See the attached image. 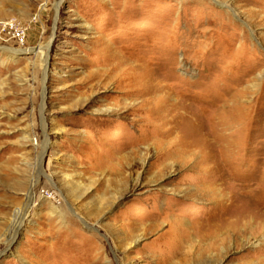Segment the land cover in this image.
<instances>
[{
	"label": "rangeland",
	"instance_id": "rangeland-1",
	"mask_svg": "<svg viewBox=\"0 0 264 264\" xmlns=\"http://www.w3.org/2000/svg\"><path fill=\"white\" fill-rule=\"evenodd\" d=\"M263 227L264 0H0V264H264Z\"/></svg>",
	"mask_w": 264,
	"mask_h": 264
},
{
	"label": "bare ground",
	"instance_id": "bare-ground-1",
	"mask_svg": "<svg viewBox=\"0 0 264 264\" xmlns=\"http://www.w3.org/2000/svg\"><path fill=\"white\" fill-rule=\"evenodd\" d=\"M50 45V44H49ZM49 45L47 46V48L46 49H49ZM145 106V105H144ZM183 145V144H182ZM191 145V144H190ZM44 156H42V158H43ZM39 180V179H38ZM32 195H34L33 193H32ZM233 206V205H232ZM232 209V208H231ZM229 210V209H228ZM224 212V211H223ZM224 218V217H223ZM222 220V219H221ZM259 227V226H258ZM261 228V227H260ZM264 228V227H263ZM217 229V228H216ZM246 234V233H245ZM218 237V236H217ZM224 240V239H223ZM222 244V243H221ZM217 256V255H216ZM223 256V255H222ZM195 260H196V262L194 263H192V264H205V263H203V260L204 259H202V258H199V259H196L195 258ZM218 261V260H217ZM217 261H215V262H213V263H218L219 264V262H217ZM221 262V261H220ZM221 264V263H220Z\"/></svg>",
	"mask_w": 264,
	"mask_h": 264
}]
</instances>
